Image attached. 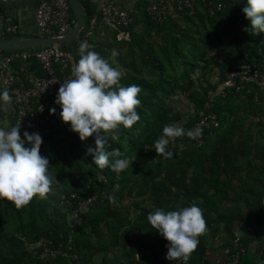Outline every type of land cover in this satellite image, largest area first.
I'll list each match as a JSON object with an SVG mask.
<instances>
[{"label":"crops","instance_id":"0c3cea01","mask_svg":"<svg viewBox=\"0 0 264 264\" xmlns=\"http://www.w3.org/2000/svg\"><path fill=\"white\" fill-rule=\"evenodd\" d=\"M87 1L95 12L99 0ZM111 1L131 10L133 14L128 40L131 50L134 38H139L135 32L144 28L143 23L147 24L142 22L145 18L143 7L150 0ZM38 2L39 0H0V39H27L37 36L33 11ZM5 17H10L18 25L15 33L2 31ZM202 20L209 26L214 24L222 28L224 25L220 19L213 22ZM166 25L175 28L185 26V23L179 12L172 11ZM146 30L154 32L153 27L149 30L145 27L142 32L145 38ZM261 35L264 37V33ZM115 41L113 29L97 22L87 44L91 46L89 50L104 56L107 51L111 54L115 51ZM108 43L113 44L110 46ZM67 46H72V49L68 50L73 53L76 65L80 59L79 47L73 43ZM228 55L213 58L221 60L226 59ZM12 68L20 70L28 78L39 74L35 64L26 66L24 63H14ZM205 81L213 88L216 86L217 68L216 75ZM259 105L262 108L260 111H264L263 94L260 95ZM251 108L255 106L244 95L230 96L219 127L206 137L202 146L188 150L189 163L181 174L174 162L166 164L167 171L163 168L155 174L147 171L145 167L150 178L140 177L145 172L136 174L139 176L134 175L123 192L115 195L116 203L107 202L89 212L87 224L82 228L83 243L86 245L83 251L86 253V264H158L156 255L168 251V241L150 225L148 215L157 208L167 212L192 204L202 209L207 225V231L198 237L199 244L193 255L191 254L192 260L198 261L201 256L208 260L220 258L229 235L224 222L218 220V217L223 214L234 218L230 224V231L234 234L236 227L244 224L239 217H247L250 220L254 217L251 210L254 208L253 204L259 203L264 210V127L252 123L247 118L245 113ZM186 188L189 191H185ZM97 213L101 218L97 221L98 228L95 230L94 225L90 224L93 221L92 216ZM109 223L113 225H108ZM246 234L247 231L239 235H245L246 238ZM262 247L263 242L258 240L246 244L245 253L251 256L255 264H264Z\"/></svg>","mask_w":264,"mask_h":264},{"label":"built area","instance_id":"2783aa9c","mask_svg":"<svg viewBox=\"0 0 264 264\" xmlns=\"http://www.w3.org/2000/svg\"><path fill=\"white\" fill-rule=\"evenodd\" d=\"M77 1L79 3L87 0ZM225 1L150 0L144 5L143 13L150 21L161 25L172 11L184 12L187 15H193L198 11L214 14L225 10ZM97 22L113 29L116 41L130 39V27L133 22L131 10L111 0H99L95 12L90 17L83 18V23L79 26L72 43L76 47H79L82 42L87 43ZM33 23L37 36L63 37L74 23L68 0H39L33 11ZM17 29L18 25L10 17L3 19V32L15 33ZM250 30L251 27L247 21L237 20L233 25L232 33L238 39L242 33H249ZM14 63H24L26 66L35 64L39 74L34 78L25 77L20 70L12 68ZM75 66L73 53L66 46L56 43L16 50H0V94L7 89L11 96L10 105L0 100V128L10 131L11 127L21 124V138L24 131L30 134L38 133L41 136L53 133L61 112L60 106L55 104V99L60 84L74 78L72 73ZM228 92L250 95L253 102H259V94L264 93V49L259 48L257 55L253 58L228 68L214 89L208 93L203 108L196 111L192 124L187 129L198 128L201 130V135L195 139L187 135L174 138L170 140L167 150L174 154L186 147L202 145L206 137L220 124V114L212 107L214 105L222 107ZM52 108L56 109L55 114H50ZM245 115L252 123L264 127V111H248ZM154 145L155 142L144 145L138 150V163L143 161L141 155L146 150L154 149ZM102 198V194L82 197L69 192L67 195L60 196L59 203L67 211L70 226H73L72 224L78 226L82 222L83 214L96 207ZM249 230L247 227V232ZM261 239L264 245V232L261 234ZM28 245L30 246L28 248L36 254V258L40 260L48 261L57 256H68L60 244L55 245L46 238H40ZM244 253L245 248L239 234L234 233L227 245L222 248L220 258L208 260L205 256H201L198 261L192 262L189 259L186 264H238ZM166 254L167 251H162L156 255L158 264H185L183 260H167Z\"/></svg>","mask_w":264,"mask_h":264},{"label":"trees","instance_id":"16d2710c","mask_svg":"<svg viewBox=\"0 0 264 264\" xmlns=\"http://www.w3.org/2000/svg\"><path fill=\"white\" fill-rule=\"evenodd\" d=\"M246 3L247 0H226L225 10L222 12L214 14L196 12L193 15H188L197 17L201 22L203 21L202 19L210 20L211 22L220 19L225 24L224 28L229 29L232 34V39L236 41V46L238 47H236L234 49L235 51L229 54L226 59H213L206 55L205 48H193L197 53H192V58L187 60L182 49L180 52V58H183V67L179 73V79L164 72L165 67L159 60L149 63L150 67L152 66L159 74L155 83H151L144 79L121 78L123 82L121 84L122 86L136 84L140 86L142 90L138 96V99L141 100V106L137 108V112L141 117L142 129L136 134H127V132L120 127L115 133L118 136V139L111 140L109 138L110 146L107 150L111 151L118 148L124 153V156L119 158H128L132 161L129 168L121 172H113L110 168L100 169L93 163V160H91V164L94 165V168L102 176V179L96 181H91V179L82 175H80L78 179H75L72 176L74 173L72 174L71 170H69L66 176H63L62 173L59 175L57 174L56 176L55 171L50 169V174L57 177L59 184L53 186V192L49 193L47 198L41 199L39 196H34L28 205L19 209L16 208L13 203L0 198V208L2 215H4L5 222H7V219L9 218L13 228L12 230H5L0 226V264H86V253L83 252L86 245L83 243L84 234L82 228L85 223L87 224L86 218L88 217L89 212L93 211L98 206L102 207L104 203L109 202V195L115 196L116 194L123 192L124 187L127 186L126 184L129 183L134 175L139 176L142 172H145L143 176L140 177L150 178L147 171L154 174L158 173L163 168H168L166 167V164L171 162H174V166L180 174L183 172L184 168L189 163L187 158L188 150L195 147H186L178 150L169 159L161 158L157 155L155 149L146 150L145 153L141 155V158L143 159L141 163H138V150L144 145H151L156 142L163 134V128L167 125L176 124L178 127H183L186 130L191 126L195 115L193 118H188L184 122H178L180 120V114L172 111L171 107L166 105L161 97L168 96V94L173 93L176 89L186 91V98L196 114L197 110L203 108V104L208 96V91L212 89L213 86L209 85L205 80V84H203L201 79H192L190 75L194 69L199 68L204 72L208 67H216L218 70V80H220L223 73L228 68L237 63L253 58L257 55L259 48L264 49V37L261 35L263 33L254 34L250 21L242 11V9L246 7ZM79 5L84 18L90 17L94 13V9L89 1H80ZM169 17L161 25L150 21L146 16L145 19L152 26L156 27L162 25L165 26L169 21ZM237 20L247 21L251 27L249 33H242L241 37L238 39H236V36L232 33L233 25ZM188 36L189 40L193 41V36ZM182 37L185 38L186 36L182 35ZM175 41H177V39H175ZM190 41L186 42L193 45L194 42L191 43L192 41ZM212 44H215L214 41H212ZM237 51L244 52L242 55L243 57L237 55ZM146 61L149 62L147 59ZM236 94L239 93L228 92L222 107L219 105H214L212 107L213 110L220 114V122L224 108L227 107V99ZM260 95L261 94H259L258 97L259 100ZM245 97H247L250 103L255 106V108H251V112L262 110L259 102H253L250 95H246ZM60 122H62V119L61 117H58L53 133L41 137L55 141L56 130ZM112 162L114 161L110 158V163ZM145 167L147 168V171L144 169ZM72 168L76 169L75 167L70 166V169ZM185 191H189V189L186 188ZM69 192H74L82 197L93 194H102L103 197L102 201L99 202L96 207L83 214L82 222L78 226H75L74 224H72L73 226H70L71 222L68 220L67 211L59 203L60 196L67 195ZM253 206L254 208L251 210L254 213V217L251 220L247 217H239L246 227L250 229L246 234V238L244 237L245 235H239L240 241L245 248V252L247 242L252 240L262 242L261 234L264 232V210L261 209L259 203L256 205L253 204ZM92 217L93 221L90 225H94L95 230H97L98 227L96 223L101 216L97 213ZM233 219V217L223 214L218 217V220L224 222L229 239L233 236V233L230 231V224ZM110 224L111 223L108 225ZM40 238L49 239L51 243L55 245L60 244L61 247L66 250L68 256H57L48 261L36 258V254L33 253V250L27 248L25 244L36 242ZM262 248H264V245ZM250 257V255L244 253L238 264H255ZM190 259L192 262H196L193 261L192 258Z\"/></svg>","mask_w":264,"mask_h":264},{"label":"clouds","instance_id":"9594fccd","mask_svg":"<svg viewBox=\"0 0 264 264\" xmlns=\"http://www.w3.org/2000/svg\"><path fill=\"white\" fill-rule=\"evenodd\" d=\"M242 11L254 34L264 33V0H247ZM90 48L86 42L80 44V59L72 73L74 78L60 84L55 104L61 108L62 121L70 124L71 131L78 133L81 141L94 137L95 147L87 149L93 156V163L100 169L121 172L129 168L132 161L119 158L124 153L118 148L107 150L110 146L108 134L112 133L111 140H116L115 133L121 125L128 129L141 119L137 108L141 106L138 96L142 90L136 84L122 86V73ZM112 55L117 53L113 51ZM0 100L10 105L7 89L0 94ZM55 112V108L50 109V114ZM20 128L21 124L11 127L10 131L0 128V198L18 209L28 205L34 196L47 198L53 186L59 184L57 177L50 174L49 159L40 154L41 135L24 131L21 138ZM185 135L195 139L201 135V130L165 126L154 145L157 155L171 158L173 152L167 150L170 140ZM110 158L114 162L110 163ZM108 200L117 202L114 195H109ZM147 219L168 241L166 259L169 261L183 260L186 264L198 247V237L207 231L203 211L195 204L167 212L157 208Z\"/></svg>","mask_w":264,"mask_h":264},{"label":"rangeland","instance_id":"374dc122","mask_svg":"<svg viewBox=\"0 0 264 264\" xmlns=\"http://www.w3.org/2000/svg\"><path fill=\"white\" fill-rule=\"evenodd\" d=\"M179 13L181 14V19H183L185 26L174 28L165 25L167 27L165 28V26L162 25L154 27L143 18L142 22H147V24L143 23L144 28L147 27L149 30L153 27L154 32L146 30V38L142 33L144 32V28L135 32L138 33L137 35H139V38H134L131 50L128 47L129 41H115V51H117V55L113 56L110 51H107L106 54L104 53L103 57L109 60L112 67L117 68L122 73V77L139 80L144 79L151 83H155L159 74L152 66L150 67L149 63L155 62L156 60L161 61L162 65L165 67L164 72L179 79V73L183 67V58H180L182 49L187 60L192 58V53H197L193 48L209 49L208 51L206 50V55L211 58H213V56L219 57L225 54L228 55L235 51L234 49L237 47L236 41L232 39V34L229 29L224 28L225 24L222 28H218L214 24L209 26L207 23L201 22L197 17L188 16L184 12ZM140 35H142V38ZM182 35L186 37L184 38ZM188 35L193 36L192 42L189 40ZM175 39H177V41H175ZM186 41L194 43L192 45ZM212 41H214V45ZM112 44L108 43L107 45L112 46ZM66 48L72 49V46H67ZM237 52L236 54L239 56L244 54L242 51ZM146 59L149 60V62H147ZM215 75L216 67L211 66L206 68L204 72L196 68L190 76L192 79H201L203 83L205 79L214 77ZM122 83L121 80V84ZM186 93V91L176 89L173 93L168 94V96L161 97L162 101L170 106L172 111L180 114V120L178 122H184L188 118H193L195 115L190 102L186 98ZM120 127L123 128L127 134H136L142 129V122L139 120L128 129H125L122 125ZM108 135L111 139L112 133ZM42 140L43 143L41 145L40 154L49 159L51 165L50 169L55 171L56 176L60 173L66 176L69 170H71V173H74L72 176L75 179H78L80 175L91 179V181L102 179L100 173L94 168V165L91 164L93 156L89 155L87 152L89 147H95L94 137H89L86 141H81L78 133L71 131L70 124H66L62 121L58 124L56 130V142L43 137ZM27 146L29 145H26V147ZM70 166L76 169H70ZM7 220L8 221L5 222L4 215H2L0 208V226L5 230H12L10 219L8 218ZM25 245L27 248L30 247L27 243Z\"/></svg>","mask_w":264,"mask_h":264},{"label":"water","instance_id":"95a60500","mask_svg":"<svg viewBox=\"0 0 264 264\" xmlns=\"http://www.w3.org/2000/svg\"><path fill=\"white\" fill-rule=\"evenodd\" d=\"M70 5V10L74 18V23L70 31L61 38H50V37H40L34 36L27 39L19 38H5L0 39V50H9V49H22L27 47H37L40 45L56 43L61 46H67L73 42L78 32L79 26L83 23V15L80 8V5L77 0H68ZM247 231V227L244 224H240L236 227L235 232L237 234H244Z\"/></svg>","mask_w":264,"mask_h":264}]
</instances>
